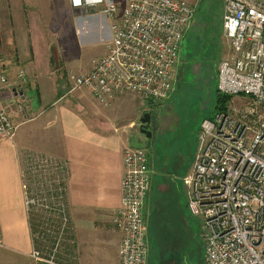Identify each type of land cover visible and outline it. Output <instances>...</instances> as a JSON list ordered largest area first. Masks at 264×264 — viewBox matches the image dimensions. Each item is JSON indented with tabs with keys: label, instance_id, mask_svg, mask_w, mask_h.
Returning <instances> with one entry per match:
<instances>
[{
	"label": "built area",
	"instance_id": "obj_1",
	"mask_svg": "<svg viewBox=\"0 0 264 264\" xmlns=\"http://www.w3.org/2000/svg\"><path fill=\"white\" fill-rule=\"evenodd\" d=\"M71 0L73 7L99 12L110 21L105 52L84 73H66L73 88H85L103 106L134 93L151 102L173 90L179 46L195 16L186 0ZM222 34L229 55L219 60L216 88L250 98L245 109H221L200 121L192 164L182 178L186 206L201 221L204 264H264V0H221ZM11 89L0 74V136L17 130L2 92ZM121 202L113 223L121 234L118 264H147L144 207L151 164L144 147L123 150ZM20 177L28 213L45 217L49 250L33 249L38 263L61 264L55 256L70 228L67 204L69 167L65 159L20 152ZM38 237V233L34 234ZM3 244L0 230V246Z\"/></svg>",
	"mask_w": 264,
	"mask_h": 264
},
{
	"label": "crops",
	"instance_id": "obj_2",
	"mask_svg": "<svg viewBox=\"0 0 264 264\" xmlns=\"http://www.w3.org/2000/svg\"><path fill=\"white\" fill-rule=\"evenodd\" d=\"M196 25L194 16L184 38ZM221 34L222 3L217 20L219 59L229 55ZM109 39L110 21L99 12L73 7L71 0H0V74L17 89L12 96L7 89L2 92L17 130L12 140L0 136V264H39L30 256L34 246L19 171L24 149L68 163L74 264L119 263L121 234L113 217L121 202L123 150L137 146L133 128L142 115L121 113L128 93L116 95L106 111L86 94L82 98V91H74L70 82V89L63 85L69 71H89ZM87 47L97 48L96 57L78 64L80 51ZM151 170L152 177L165 178L152 164ZM157 188L166 191L164 183ZM152 189L151 179L145 213L152 206Z\"/></svg>",
	"mask_w": 264,
	"mask_h": 264
},
{
	"label": "rangeland",
	"instance_id": "obj_3",
	"mask_svg": "<svg viewBox=\"0 0 264 264\" xmlns=\"http://www.w3.org/2000/svg\"><path fill=\"white\" fill-rule=\"evenodd\" d=\"M115 1L119 7L124 4L122 0ZM186 1L196 5L197 25L179 46L172 92L168 98L155 102L128 93L124 95L128 98L125 106L120 108L121 113L125 114H150V137L139 131L138 122L132 132L136 134V145L147 150L152 167H155V171L164 172L165 177L161 179L160 174H154L153 177L151 174L153 189L149 198L152 206L147 213L144 212L147 222L148 264H202L205 243L201 221L192 216L186 206L182 178L192 164L200 121L219 111L218 107L223 106L230 111L233 108L245 109L250 104V98L243 95L218 98L216 69L220 59L217 50V20L222 1ZM97 53V48L94 47L83 49L80 51L78 64L90 63ZM54 56L58 60L57 53ZM64 80L63 85L70 89L66 75ZM74 91H82V98L86 99L87 95L88 100L102 106L100 108L95 105L99 110L109 111L112 107L113 100L109 105L103 106L85 88H75ZM159 183H164L166 191L157 188Z\"/></svg>",
	"mask_w": 264,
	"mask_h": 264
},
{
	"label": "trees",
	"instance_id": "obj_4",
	"mask_svg": "<svg viewBox=\"0 0 264 264\" xmlns=\"http://www.w3.org/2000/svg\"><path fill=\"white\" fill-rule=\"evenodd\" d=\"M222 96L228 97L229 95H224L218 91V98L222 99ZM218 109L221 110V109H224V107L223 106L218 107ZM28 220H29V226L31 229L34 249L49 250L53 244L54 239L52 238L51 235L44 233L43 224L46 222L45 217H43L41 214L30 212L28 213ZM35 233H38V237L34 236ZM55 262H58L61 264H74L75 263V246L72 243L71 228H69L67 231V241L63 243L60 252L55 256ZM39 264H44V263H39Z\"/></svg>",
	"mask_w": 264,
	"mask_h": 264
},
{
	"label": "water",
	"instance_id": "obj_5",
	"mask_svg": "<svg viewBox=\"0 0 264 264\" xmlns=\"http://www.w3.org/2000/svg\"><path fill=\"white\" fill-rule=\"evenodd\" d=\"M150 126V114L143 113L139 118V131L144 133L146 137H150V131L148 127Z\"/></svg>",
	"mask_w": 264,
	"mask_h": 264
}]
</instances>
